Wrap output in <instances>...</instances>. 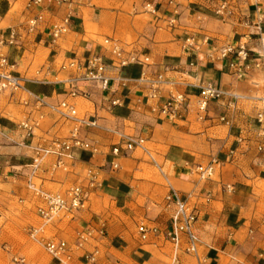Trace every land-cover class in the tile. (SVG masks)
I'll list each match as a JSON object with an SVG mask.
<instances>
[{"label": "crops", "instance_id": "obj_1", "mask_svg": "<svg viewBox=\"0 0 264 264\" xmlns=\"http://www.w3.org/2000/svg\"><path fill=\"white\" fill-rule=\"evenodd\" d=\"M32 1L0 0V41L16 34L14 45H0V55L14 64V73L24 85L23 91L0 93V194L13 181L25 183L32 148L70 136L76 122L59 120L51 110L66 101L75 106L79 119L94 122V127L79 131V137L92 148L73 149L72 158L63 160L65 169L55 168V157L47 156L35 183L49 192L63 193L79 183L87 186L91 178L95 182L91 199L74 219H57L47 227L55 238L70 244L77 233L93 232L89 244L74 253L73 264H89L82 254L94 249L99 264H174L175 252L163 238L174 211L164 200L168 186L199 210L197 255L191 257L181 250L176 264H264V151L260 150L264 146V67L236 79L225 61L215 60L218 48L242 40L252 29L234 20L223 23L217 19L214 11L221 0H42L39 7ZM147 3L154 6V14L144 9ZM257 5L264 14V0H257ZM246 10L254 16L252 3ZM69 12L70 31L52 43L51 27ZM37 15L42 16V22L28 34V21ZM106 39L137 52L139 59L148 62L119 68L103 43ZM187 40L195 46L187 47ZM248 48L251 58L264 62V32L251 36ZM93 56H102L107 62V89L78 82V90L88 97L69 98L68 81L75 74L62 70L61 65L72 57L83 61ZM157 74L174 82L178 92L197 94L196 86L211 83L238 95L230 124L216 120L225 112L221 102L210 104L204 122L197 120L193 110L183 121L164 120L154 111L156 104L148 99L147 86L141 82ZM37 98L46 105L35 104ZM27 118L38 123L31 135L19 128ZM124 137L141 138L144 145L152 147L161 161L155 164L166 186L134 179L141 163L129 157L131 152L112 153L115 146H123ZM140 150L151 157L150 150ZM212 160L220 163L212 179L200 180L196 166ZM153 188L160 193L159 216L145 221L159 233L140 239L141 245L118 246L126 237L114 232L120 223L112 213L124 214L128 209L132 212L129 216L146 214L153 205L149 197ZM3 195L17 199L15 209L22 215L28 213L30 220L40 225L36 200L29 191L11 187ZM92 197L102 201V212L95 211ZM105 201L110 208L103 206ZM11 207V202L0 203V240L14 235L6 229ZM0 251V264H14L12 251L1 245ZM19 253L24 254L23 264L57 262L47 254L51 260H46L29 244Z\"/></svg>", "mask_w": 264, "mask_h": 264}, {"label": "built area", "instance_id": "obj_2", "mask_svg": "<svg viewBox=\"0 0 264 264\" xmlns=\"http://www.w3.org/2000/svg\"><path fill=\"white\" fill-rule=\"evenodd\" d=\"M66 2V0H62ZM42 0H33L32 4L40 6ZM249 3L254 6V16L247 14L246 7ZM144 9L151 13H155V8L151 3H147ZM214 15L223 23L234 20L246 28H251L249 35L242 37V40L233 44L224 45L215 51V60L225 61L229 73L236 79H243L253 69L264 67V62L251 58V51L248 48V40L251 36L260 35L264 32V14H262L257 0H221L215 7ZM72 13H68L64 19L54 24L50 29V40L54 43L63 35L70 31V21ZM42 22V16L37 15L30 19L27 24L26 32L32 33L37 30L38 25ZM246 38H248L246 40ZM16 42V34L12 32L8 40L0 41V45H14ZM104 45L108 48L110 55L113 57L115 64L119 68L130 65L147 63L148 59H139L137 52L125 50L120 44L112 39L104 40ZM187 47L195 46L192 40L186 41ZM211 56L210 58H212ZM107 62L102 56H93L87 60H80L75 57L69 58L61 65L62 70H70L74 72L75 77L68 81L69 98H87L88 94L80 92L77 88L78 82L94 84L101 90H106L109 79L105 76ZM14 64L6 56L0 55V92L9 93L15 91H23L24 85L22 79L15 75ZM147 86V97L155 102L154 111H157L164 120L174 123L183 121L190 111H194L198 121L204 122L208 120L209 106L213 102H221L225 108V112L217 116L219 123L229 125L232 116L236 112V104L239 96L224 92L211 83H201L196 86L197 94L178 92L174 90L175 83L165 79L162 74L154 75L151 78L141 79ZM35 104L39 107L46 104L42 99H35ZM112 105H118V102H112ZM52 112L63 121H75L77 126L73 128L70 136L66 139H53L49 146L32 148L33 158L27 166L25 181L27 188L33 193L36 203V214L40 219V225L30 227L27 230L28 237L38 244L45 253L60 264H73L74 253L82 251L86 244H89L92 237V231L86 229L77 233L73 243L55 237H48L46 229L55 220L69 217L74 219L75 215L85 208L89 196L90 189L95 188V182L91 178L87 186L75 185L63 193L49 192L44 190L40 185L35 183L37 173L47 156L55 157V168H64L63 160L72 158L73 149L90 150L92 147L89 143L84 142L79 137L81 128L94 127V122L88 118L79 119L77 110L73 104L66 101L59 103L55 107H51ZM230 113L231 116H228ZM261 122V115L258 116ZM38 127V123L31 118L25 119L19 128L26 130L28 135L32 134V129ZM122 147L115 146L112 153L117 155L120 150L130 153L135 149H144V141L141 138L124 137ZM264 151V146L260 148ZM219 162L212 160L206 165H197L195 170L200 180H211ZM165 202L174 207L173 214L170 218V226L165 229L163 237L170 242L175 252L174 264L177 263V253L183 250L186 254L196 256L197 249L200 245L199 237L195 230V224L198 220L199 210L197 207L190 205L186 200L182 199L177 191L168 186L165 196ZM137 233L141 240L145 241L150 233H159L157 228H151L144 224H140ZM99 253L96 249L91 252H83L84 258L89 264L98 263ZM14 262H23L14 259ZM201 264V263H197Z\"/></svg>", "mask_w": 264, "mask_h": 264}, {"label": "rangeland", "instance_id": "obj_3", "mask_svg": "<svg viewBox=\"0 0 264 264\" xmlns=\"http://www.w3.org/2000/svg\"><path fill=\"white\" fill-rule=\"evenodd\" d=\"M0 93H2V92H0ZM5 94H9V92L6 91ZM144 147L146 149L150 150L151 157H148L140 149H137L136 151L133 150L134 152L132 151L129 154V157L134 156L136 158V160L141 163L138 167H136L140 171V173L135 174L134 179L135 180L149 181L155 185L160 184L162 186H166L164 180L162 179V174L156 166V164L160 165L161 161L156 157L155 153L153 152L152 147H149L147 145H144ZM155 162H156V164H155ZM10 184L12 185L11 187H13L15 189H17L18 186H22L23 190H26L27 192L29 191V193H31V195H33V193L27 188L26 181H25V183L13 181ZM77 185L83 186L80 183ZM11 187H6V189H1L2 194H0V203L1 202L10 203L11 202V204H12V207L9 210L10 214L6 215V218L8 220L7 225H6V229L10 234H14V235H11V236L9 235L8 238L7 237L1 238V240H0L1 247L7 251L8 250L12 251L10 259H11L12 263H14V264H23V262H14V259L16 258L17 260H22V258L24 256V254H23L24 252L19 253V250L20 249H24V251L27 250L28 244H29V246H33V247H35V249L41 251V253L46 257V260H51L48 256H46L45 251L40 246H38L35 242H33L27 235V230L30 227H36L38 225H36L34 222H32L30 220L31 216L28 213L22 215V214H20L18 208L15 209L16 206L13 205V203H16L17 199H12V198H10V196L3 195V193L7 192L9 190V188H11ZM166 192H167V190H166ZM12 193H13V191H12ZM141 194L144 195L142 192H141ZM159 195H160V193H159L158 189L153 188L152 191L150 192V196H149L153 202L152 203L153 205H151L150 209L145 210L146 214L139 212V214H133V215L129 216L130 215L129 213H132V212L129 211L128 209L125 210L124 214H122L121 212H113L112 213V216L116 217L118 219V222L120 223V226H117V229H114V232L119 231V232L123 233L124 236L126 237L124 239V241L119 242L118 246L123 245V247H128L132 244V242H135V243L137 242L138 244L141 245V243H140L141 240H140L138 233H137L138 226L140 224H144L146 226H149L145 220L152 221V220H155L159 216V208H158L159 207V201L157 200V197ZM90 199L91 198H89V200ZM92 201L94 202V204L96 206L95 211L102 212L103 211V209L101 207L102 201L100 199H95L94 197H92ZM142 202H143V199L140 198L139 203L141 204ZM36 203H37V201H36ZM103 203H104L103 206H105V208L109 207L107 201H105ZM30 206H31V204H30ZM113 209H115V208H113ZM2 221L3 220H1L0 223H2ZM52 233H54V231H52ZM52 233H50L49 228L46 229V235L48 237H54ZM9 237H10V239H9ZM169 244H170V242H169ZM171 248L173 249L172 246H171ZM186 255H188V254H186ZM188 256L194 257L192 255H188ZM55 263L60 264L58 261Z\"/></svg>", "mask_w": 264, "mask_h": 264}]
</instances>
